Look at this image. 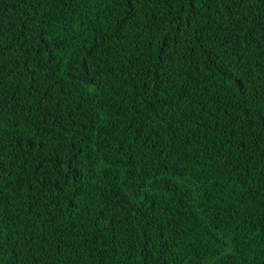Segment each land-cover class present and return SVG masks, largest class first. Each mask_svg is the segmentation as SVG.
<instances>
[{
	"label": "trees",
	"instance_id": "1",
	"mask_svg": "<svg viewBox=\"0 0 264 264\" xmlns=\"http://www.w3.org/2000/svg\"><path fill=\"white\" fill-rule=\"evenodd\" d=\"M0 264H264V0H0Z\"/></svg>",
	"mask_w": 264,
	"mask_h": 264
},
{
	"label": "snow or ice",
	"instance_id": "2",
	"mask_svg": "<svg viewBox=\"0 0 264 264\" xmlns=\"http://www.w3.org/2000/svg\"><path fill=\"white\" fill-rule=\"evenodd\" d=\"M31 30V29H30Z\"/></svg>",
	"mask_w": 264,
	"mask_h": 264
}]
</instances>
